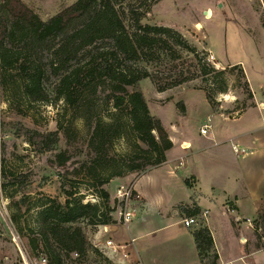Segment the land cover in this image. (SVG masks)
Instances as JSON below:
<instances>
[{
  "label": "rangeland",
  "instance_id": "374dc122",
  "mask_svg": "<svg viewBox=\"0 0 264 264\" xmlns=\"http://www.w3.org/2000/svg\"><path fill=\"white\" fill-rule=\"evenodd\" d=\"M20 1L47 20L77 0ZM122 2L135 4L144 12L149 5L141 24L170 28L174 40L194 49L195 55L181 52L170 41L180 59L163 67L145 65L155 82L148 78L138 83L149 115L160 120L168 140L169 134L187 139L193 150L212 144L211 138L226 140L221 144L234 156L243 155L233 153L232 147L245 150L264 129V116L258 114L264 108V0ZM198 24L200 30L195 28ZM14 49L21 52V43L15 42ZM41 56L47 102H29L16 75L7 79L5 87L0 84V264H36L43 257L30 248L28 240L38 229L37 212L47 203L63 205L68 199L96 205L106 212L110 223L125 230L121 215L127 209L136 212L143 204L141 196L136 197V184L139 182L140 190L149 189L150 178L165 172L141 179L159 166L150 167L149 149L132 131L128 110L113 108L106 84L74 86L69 100L54 101L58 79L49 72L47 52L42 51ZM202 70L210 73L203 75ZM179 74L189 81L157 91L156 83L160 87L172 84ZM204 124L210 127L207 135L200 134ZM240 135L246 137L245 142H237ZM38 137L48 139L39 143ZM180 154L176 146L171 155ZM132 166L141 169L131 172ZM100 190L108 194L107 202L100 198ZM145 195L152 196L155 206L152 214L145 213L140 220L147 218L150 227H157L163 220L157 215L171 211L176 201L161 192ZM173 209L179 210L177 206ZM225 220L231 223L227 217ZM76 225L90 248L82 258L69 257L67 264H124L125 259L119 261L122 255L112 257L100 249L98 242L103 238L98 233L105 226L87 221ZM220 226L224 237L226 225ZM259 234H264V228ZM248 244L250 251H258L255 262L252 258L248 263L264 264V239L254 234Z\"/></svg>",
  "mask_w": 264,
  "mask_h": 264
},
{
  "label": "trees",
  "instance_id": "16d2710c",
  "mask_svg": "<svg viewBox=\"0 0 264 264\" xmlns=\"http://www.w3.org/2000/svg\"><path fill=\"white\" fill-rule=\"evenodd\" d=\"M146 8L144 12L135 4L124 5L122 0H77L51 18L41 20L20 0H0V84L5 87L7 79L16 75L22 95L29 102H47L42 88L45 72L41 56L42 51L47 52L49 72L58 79L53 100H69L74 86L106 84L113 108L128 110L132 131L149 149L153 158L150 167L160 166L172 143L160 120L149 115L138 83L148 78L155 82L145 65L154 63L163 67L180 59L170 41L181 52H195L186 42L174 40L170 28L141 24L149 5ZM15 42L21 43V52L14 49ZM210 72L202 70L203 75ZM188 81L179 74L172 84L160 87L156 83V89L164 92ZM128 88L132 91L128 92ZM47 139L37 138L39 143ZM140 169L132 166L128 170ZM99 194L107 202L108 194L103 190ZM183 210L188 217L200 215L197 208ZM80 221L93 226L116 224L110 223L106 212L96 205L68 199L63 205L51 202L37 212L38 229L28 244L37 255H43L47 264H67L74 254L82 258L90 247L82 229L76 225ZM252 223L256 237L264 239V234H259L260 228H264V203ZM192 237L202 264H217L213 239L203 221L192 230Z\"/></svg>",
  "mask_w": 264,
  "mask_h": 264
},
{
  "label": "crops",
  "instance_id": "0c3cea01",
  "mask_svg": "<svg viewBox=\"0 0 264 264\" xmlns=\"http://www.w3.org/2000/svg\"><path fill=\"white\" fill-rule=\"evenodd\" d=\"M258 114L264 116V108ZM169 137L172 148L165 153V161L141 179L157 171L165 172L150 178L151 185L146 191L140 190L139 182L136 184L134 189L143 199L142 207L134 213L132 221L125 224V230L116 225L106 227L107 232L100 229L98 235L103 240L99 245L111 241L115 246L124 247L123 253L127 255L124 264H202L192 237L195 226L185 228L181 224L182 219L188 218L183 209L197 208L200 215L207 213L201 220L211 233L217 264H249L252 258L254 261L258 251H250L248 243L254 236L252 222L264 203V129L246 146V153L243 148L232 147V152L233 148L244 150L240 156H234L225 148L226 140L221 144L211 138L212 144L193 150L189 140H179L171 134ZM231 139L227 140L231 142ZM245 139L240 135L237 142H245ZM184 143L190 147L181 149ZM176 146L182 154L173 156ZM176 166L179 168L175 175H170L169 171ZM149 191L164 193L176 201L171 211L157 215L163 219L162 224L153 228L147 218L140 220L145 213L152 214L155 206L151 203L152 196L145 195ZM175 206L178 211L173 209ZM228 208L233 213L226 212ZM225 217L231 223L226 224ZM220 223L226 225L224 237ZM227 239H230L228 244Z\"/></svg>",
  "mask_w": 264,
  "mask_h": 264
},
{
  "label": "built area",
  "instance_id": "2783aa9c",
  "mask_svg": "<svg viewBox=\"0 0 264 264\" xmlns=\"http://www.w3.org/2000/svg\"><path fill=\"white\" fill-rule=\"evenodd\" d=\"M207 122H209V120H207ZM209 131H210L209 125L208 124H204V125H202V127L200 129V134L201 135H207ZM180 148L181 149H187V148H189V145L186 144V146H184V145L181 144ZM233 152L235 154H238V153H243L244 150H239L237 148H233ZM178 168H179V166L174 167L173 170L169 171V174L174 176L175 173H176L175 171ZM136 195H137L136 197L138 198L139 197L138 194H136ZM226 212L233 213V210L231 208H228L226 210ZM134 213H135L134 211L130 212L129 209L124 211V213L121 215V222L123 224H128L131 221V219L134 217ZM206 214L207 213L204 212L203 214L199 215L198 217L184 218V219L181 220V224L185 228H189V227H192V226H198L199 222L202 221L201 219L205 218ZM103 231L107 232L106 226L103 227ZM99 247H100V249H105L107 251V254L111 255L112 257L113 256L116 257L118 254L122 255L121 258L119 257V261H121L122 258L125 259L127 257V255L123 253L124 247L115 246L111 241H106L103 245H100ZM72 256L74 257V259L78 258V256L76 254H74ZM36 264H47V261H46V259L44 257H40L37 260Z\"/></svg>",
  "mask_w": 264,
  "mask_h": 264
},
{
  "label": "bare ground",
  "instance_id": "6f19581e",
  "mask_svg": "<svg viewBox=\"0 0 264 264\" xmlns=\"http://www.w3.org/2000/svg\"><path fill=\"white\" fill-rule=\"evenodd\" d=\"M195 28L200 30L202 28V26H201V24H198V25H196Z\"/></svg>",
  "mask_w": 264,
  "mask_h": 264
},
{
  "label": "water",
  "instance_id": "95a60500",
  "mask_svg": "<svg viewBox=\"0 0 264 264\" xmlns=\"http://www.w3.org/2000/svg\"><path fill=\"white\" fill-rule=\"evenodd\" d=\"M204 15H206V12H204ZM241 240H243V237L241 236Z\"/></svg>",
  "mask_w": 264,
  "mask_h": 264
}]
</instances>
